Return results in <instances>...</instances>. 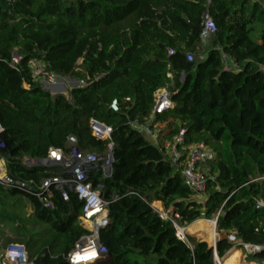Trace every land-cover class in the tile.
I'll list each match as a JSON object with an SVG mask.
<instances>
[{
  "label": "trees",
  "instance_id": "16d2710c",
  "mask_svg": "<svg viewBox=\"0 0 264 264\" xmlns=\"http://www.w3.org/2000/svg\"><path fill=\"white\" fill-rule=\"evenodd\" d=\"M206 12L215 34L196 59ZM13 51L22 58L18 70L9 64ZM31 61L83 86L69 97L51 95L32 80ZM163 88L173 108L156 114L153 124L165 125L168 140L184 129L187 143L205 144L216 156L203 202L130 126L148 119L153 95ZM113 100L118 112L109 109ZM91 121L109 127L111 140L95 139ZM0 126V158L12 184L0 185V226L9 229V236L0 229L2 253L17 245L31 264H67L63 257L84 234L81 204L54 191V208L46 209L33 193L54 170L21 161L65 150L69 138L84 153L113 146L111 177L91 176L110 219L99 233L107 257L93 264H213L211 248L178 240L154 202L181 227L217 217L219 258L232 247L230 233L264 247V207L257 205L264 202V0H0ZM256 260L264 262V252L248 258Z\"/></svg>",
  "mask_w": 264,
  "mask_h": 264
},
{
  "label": "built area",
  "instance_id": "2783aa9c",
  "mask_svg": "<svg viewBox=\"0 0 264 264\" xmlns=\"http://www.w3.org/2000/svg\"><path fill=\"white\" fill-rule=\"evenodd\" d=\"M214 34V22L208 12H206L202 16L199 35L201 46H205ZM192 58L191 55L187 56L189 61ZM21 60V56L13 51L9 62L11 68L18 70ZM222 60L227 70L235 68L234 64L226 56H223ZM28 65L34 82L39 83L45 91H51V95L58 93L57 91L61 85L56 83L61 78L48 73L41 62L31 61ZM167 77L171 78V75L168 74ZM181 79H183V76ZM153 103L154 106L148 119L142 123L135 121L130 123V126L159 148L168 163L179 172L185 187L193 196L204 197L207 183L213 178L210 165L216 157L214 152L205 144L187 143L184 129H180L168 140L159 127L153 124L156 114L164 113L173 108L171 93L167 88L159 89L154 93ZM109 109L113 112H118L117 101L113 100ZM96 123L98 122L91 121L90 123L92 136L97 140L110 141L111 129L102 124L103 129L99 130L95 125ZM2 132L3 128L0 126V151L5 149V144L1 138ZM21 163L28 169L43 168L54 170L52 175L45 178L37 191L33 193L46 209L53 210L54 208V191L59 194L60 199L64 202H68L70 195L73 194L81 204L77 222L84 234L76 241L74 248L63 257L65 262L67 264H77V255L86 252H93L94 258L91 262L103 261L107 257V250L99 242V233L110 223L108 203L102 198V187L99 184L94 185L91 182V176L98 173L103 178L111 177L114 164L112 143H108L103 154L84 153L77 147L75 139L69 138L65 150L51 149L47 157L41 159L38 164L34 163L32 159H25ZM0 185L5 188L12 186L7 178L4 162L1 160ZM257 205L258 208L264 207V202L260 201ZM153 210L159 214L161 219L169 220L172 223L178 240L191 247L186 240L185 233H183L184 229H181L171 216L167 213L164 215L155 208ZM167 215L169 218H167ZM216 222L217 217L211 219L214 227ZM225 238L232 247L223 258L217 256L215 241L209 246L213 254V264H224L226 256L234 250L239 252V257H242V259L252 258L264 252V247L245 244L237 239L233 233L228 234ZM9 247H14V249L9 250ZM9 247L3 254V258L8 264H31L27 263V254L22 246L12 245ZM260 264H264V262H260Z\"/></svg>",
  "mask_w": 264,
  "mask_h": 264
},
{
  "label": "rangeland",
  "instance_id": "374dc122",
  "mask_svg": "<svg viewBox=\"0 0 264 264\" xmlns=\"http://www.w3.org/2000/svg\"><path fill=\"white\" fill-rule=\"evenodd\" d=\"M196 59H198V57ZM75 83H78V84H75ZM56 84L64 87V89L61 91L65 96L69 95V92L71 89H73L75 87H82L83 86L82 82H79L77 80H72V79L70 82L67 78L58 79ZM61 91H58V92H61ZM192 198H193V200H195L197 202H203V200H204V197L193 196ZM152 208H155V207H153V204H152ZM26 211H27V209H26ZM161 213L166 215V212L163 209H161ZM167 218H169L168 215H167ZM210 223H211V220L200 219L191 225H188L185 227L180 226V228L181 229L189 228V230L193 229L195 231V233H190V232L185 233L186 240H187V242H189V244H191V240L192 241L194 240V241L205 242L208 246H211V243L213 244V240H212L213 238L212 239L209 238V235L212 233V230L210 229V226H209ZM259 224L261 225V222H259ZM213 232L215 235L214 241L216 242L218 240L219 235L217 234L216 230H214V227H213ZM5 235L9 236L8 233L6 234V232H5ZM5 252H6V250L3 253L1 251L0 254H4ZM89 257H90L89 255L87 256V258L85 257L82 262L86 263L87 260H91ZM236 261L239 264H260V262L257 260L249 262L248 259H242V257H239V259H236ZM27 263H30V262L27 261ZM83 263H81V264H83ZM155 263H156L155 260H153L152 264H155ZM0 264H8L7 261L3 258V256H0Z\"/></svg>",
  "mask_w": 264,
  "mask_h": 264
},
{
  "label": "crops",
  "instance_id": "0c3cea01",
  "mask_svg": "<svg viewBox=\"0 0 264 264\" xmlns=\"http://www.w3.org/2000/svg\"><path fill=\"white\" fill-rule=\"evenodd\" d=\"M203 52V53H202ZM204 56H205V51H204V49H203V47L201 46V48L199 49V51H198V58L199 59H203L204 58ZM68 79V78H67ZM70 82H71V79L69 80ZM74 82V81H73ZM58 89V88H57ZM64 89V87L63 86H61L59 89H58V91H61V90H63ZM57 91V92H58ZM47 92L49 93H51V91H49V90H47ZM58 93H62V92H58ZM63 94V93H62ZM158 127H159V129L162 131V132H164V130H165V125H157ZM25 159H28V158H24L23 160H25ZM0 160L2 161V162H4V160L3 159H1L0 158ZM22 160V161H23ZM4 165H5V162H4ZM24 204H25V213H26V216L28 217L30 214H31V209H30V206H29V204L28 203H26V201L24 200ZM153 207H155V209L157 210V211H161V209H163V207H162V204L160 203V202H154L153 203ZM26 209H27V211H26ZM0 229L3 231V232H6V234L8 233V231H9V229L7 228V226H5V225H2V226H0ZM0 256H1V254H0ZM87 256H88V254H87ZM87 256H86V258H87ZM89 256H91V255H89ZM233 257H236V259H238V257H239V255L238 254H234L229 260H228V262L226 263V264H239V263H237V261L236 260H231Z\"/></svg>",
  "mask_w": 264,
  "mask_h": 264
},
{
  "label": "bare ground",
  "instance_id": "6f19581e",
  "mask_svg": "<svg viewBox=\"0 0 264 264\" xmlns=\"http://www.w3.org/2000/svg\"><path fill=\"white\" fill-rule=\"evenodd\" d=\"M210 228L212 229V233L209 235V238H213L212 240H213V242H214V232H213V224L212 223H210ZM189 228H187V229H184V231H183V233H187V230H188ZM212 244V243H211ZM87 254L88 255H91L89 258L91 259V260H87V262L86 263H83L82 261H83V259L87 256ZM234 254H238L239 255V252L238 251H236V250H234V251H232L230 254H228L227 256H226V258L224 259V264H226L227 262H228V260L234 255ZM240 256V255H239ZM76 258H78V263L77 264H79V263H83V264H87V263H90L91 261H92V259L94 258L93 257V252H86V253H83V254H81V255H77V257ZM238 259H239V257H238Z\"/></svg>",
  "mask_w": 264,
  "mask_h": 264
},
{
  "label": "water",
  "instance_id": "95a60500",
  "mask_svg": "<svg viewBox=\"0 0 264 264\" xmlns=\"http://www.w3.org/2000/svg\"><path fill=\"white\" fill-rule=\"evenodd\" d=\"M183 79H184V77H183ZM68 80H70V78H68ZM75 84H78V83H75ZM75 88H78V87H75ZM55 95H64V94H62V93H57V94H55ZM67 97H69V95L67 96ZM96 125V127L99 129V130H102L103 129V125L102 124H99V123H96L95 124ZM41 162V160H34V163H36V164H38V163H40ZM48 163H51V162H48ZM214 230H216V225H215V227H214ZM14 249V247H9V250H13ZM106 259V258H105ZM104 259V260H105ZM93 263H95V262H90V263H87V264H93Z\"/></svg>",
  "mask_w": 264,
  "mask_h": 264
}]
</instances>
